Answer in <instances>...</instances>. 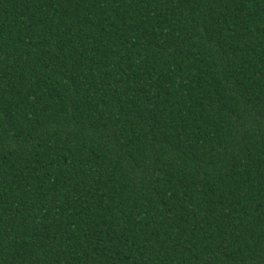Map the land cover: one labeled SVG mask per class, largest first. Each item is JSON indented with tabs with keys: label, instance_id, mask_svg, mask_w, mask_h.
I'll return each instance as SVG.
<instances>
[{
	"label": "trees",
	"instance_id": "trees-1",
	"mask_svg": "<svg viewBox=\"0 0 264 264\" xmlns=\"http://www.w3.org/2000/svg\"><path fill=\"white\" fill-rule=\"evenodd\" d=\"M0 264H264V0H0Z\"/></svg>",
	"mask_w": 264,
	"mask_h": 264
}]
</instances>
